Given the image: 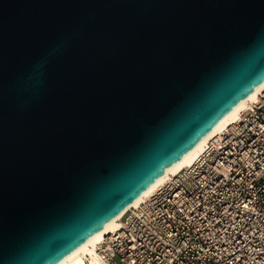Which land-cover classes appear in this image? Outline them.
Listing matches in <instances>:
<instances>
[{"label": "water", "instance_id": "obj_1", "mask_svg": "<svg viewBox=\"0 0 264 264\" xmlns=\"http://www.w3.org/2000/svg\"><path fill=\"white\" fill-rule=\"evenodd\" d=\"M264 82V0H0V264H56Z\"/></svg>", "mask_w": 264, "mask_h": 264}, {"label": "built area", "instance_id": "obj_2", "mask_svg": "<svg viewBox=\"0 0 264 264\" xmlns=\"http://www.w3.org/2000/svg\"><path fill=\"white\" fill-rule=\"evenodd\" d=\"M107 264H264V91L100 247Z\"/></svg>", "mask_w": 264, "mask_h": 264}, {"label": "bare ground", "instance_id": "obj_3", "mask_svg": "<svg viewBox=\"0 0 264 264\" xmlns=\"http://www.w3.org/2000/svg\"><path fill=\"white\" fill-rule=\"evenodd\" d=\"M263 91L264 82L226 114L223 119L211 131L203 136V138L197 142L187 154L145 189L123 212L56 264H107L101 257L100 247L108 234L116 231L122 226L123 216L126 211L130 208L139 206L145 199L153 195L161 186L167 183L174 174L179 172L185 166L193 164L205 151L210 139L218 132L227 128L230 123L238 120L245 110L259 100L260 94Z\"/></svg>", "mask_w": 264, "mask_h": 264}]
</instances>
